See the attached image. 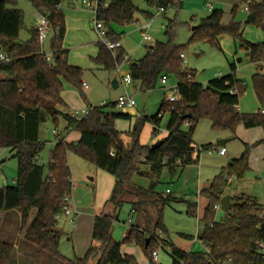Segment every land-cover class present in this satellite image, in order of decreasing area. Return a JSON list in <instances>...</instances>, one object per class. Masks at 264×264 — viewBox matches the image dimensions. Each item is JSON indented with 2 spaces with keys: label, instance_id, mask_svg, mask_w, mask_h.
I'll return each mask as SVG.
<instances>
[{
  "label": "trees",
  "instance_id": "16d2710c",
  "mask_svg": "<svg viewBox=\"0 0 264 264\" xmlns=\"http://www.w3.org/2000/svg\"><path fill=\"white\" fill-rule=\"evenodd\" d=\"M29 1L51 22L52 59L48 60L43 52L36 28L31 29L28 40H20L24 12L16 7L18 0H0V52L9 58L7 62H0V74L7 75L0 77V148L10 149L18 160L16 183L0 190V230L15 211L20 215L24 242L33 245L36 252L46 251L66 264H138L132 255L123 254L121 250L123 244L134 242L143 248L151 264H155L153 252L160 247L157 230H164L163 211L167 204L178 199L168 193H155L152 183L151 188L147 189L153 197L151 200L132 202V210H142L144 214L147 211L145 205L152 204L155 207L157 217L152 230L150 227L142 230L132 224L125 238L120 241L113 236V226L117 211L124 203L123 195L134 185V176L142 174V165H147L151 173L158 176L165 166L175 171L176 166L185 167L196 163L193 156L197 150L192 138L203 119L211 120L214 130H228L233 134L240 125L264 129V72L252 75L253 87L261 106L259 111L245 113L237 108L245 84L235 73L209 81L208 84L222 93L219 100L217 92L196 80L194 70L184 67L181 54L185 52L186 46L175 42L178 23L169 19L166 28L169 40L157 42L142 59L130 61L129 72L133 81L141 83L143 91L155 88L163 77L169 79L175 76L180 99L178 102H169L165 97L157 114L137 117L135 127L130 132L131 141L126 143L122 137L123 132L115 123L117 119L130 120L132 116L119 113L115 104L110 110L92 108L83 118L73 117L59 108L65 106L62 97L64 81L77 86L81 94H84L83 69L69 64V49L63 46L66 21L61 4L66 0ZM98 1L96 18L104 24L106 37L112 41L120 39L113 24L134 21L138 11L152 16L149 11L138 8L133 0ZM105 2H108V6L104 5ZM244 2L248 8L246 23L256 25L264 32V1ZM146 3L166 11L169 8H180L183 0H146ZM236 9L233 8L234 15ZM222 18V9H213L209 16L193 28L190 40L209 42L221 49V37L229 34L235 41H239L241 48L246 49L252 63L264 61V42L247 41L242 33L241 22L233 18L226 25L222 23ZM98 47V55L93 60L109 72L117 71L126 63V51L122 47L115 54L103 42H99ZM231 69L236 70L235 63H231ZM232 89L237 92L231 93ZM167 111L169 119L165 129L168 134L162 138V143L155 148L142 144L140 137L144 125L151 123L152 134L158 135ZM49 118L56 128L59 119L63 118L66 128L78 130L81 137L71 143L60 139L50 150L48 165L45 166L37 160L45 150V143L40 140V128ZM263 142L264 139L252 145L246 144L242 157L231 160L226 172H221L208 187L201 190L207 203L201 216L204 226L197 237L207 250L187 251L169 239H161L170 250L171 264H224L228 261L231 264L264 263L258 249V242L264 240V207L252 197L233 196L231 210L221 222L215 221L217 210L214 208L226 195L229 178L241 179L250 170L251 152ZM207 147L201 146L202 149ZM69 152H74L115 177L111 197L103 206L104 212L95 217L92 238L98 245L91 246L83 257L73 259L63 256L59 251L61 233L57 228V215L62 212L65 197L71 194L73 188L72 172L68 164ZM138 189L139 192L147 191L140 186ZM109 206L112 212L106 210ZM197 207V202L188 201V214L197 217ZM147 219L149 221V217ZM184 236L193 239L192 236ZM0 264H18L14 242L0 239Z\"/></svg>",
  "mask_w": 264,
  "mask_h": 264
},
{
  "label": "rangeland",
  "instance_id": "374dc122",
  "mask_svg": "<svg viewBox=\"0 0 264 264\" xmlns=\"http://www.w3.org/2000/svg\"><path fill=\"white\" fill-rule=\"evenodd\" d=\"M133 2L141 10L149 11L152 16H146L141 11H138L134 21L128 24H113L114 30L122 39L126 40L125 47L132 60H138L143 57L148 45H151L150 42L144 41L140 25L151 22L147 35L152 37L156 44L157 42H167L169 40L170 37L166 33V28L168 20L173 19L178 23L175 42L186 46L184 52L186 64L183 62V65L196 72V80L207 86L209 80L232 73L231 63H235L237 64V77L242 83L245 82L244 92L237 108L245 113L257 112L258 108H261L253 87L252 75L262 70L260 66L249 61L247 51L245 48L240 47L239 41H235L231 35L225 34L221 37V49H218L209 42H192L190 40L193 34V27L199 25L203 18L211 14L209 3L213 4L214 9H222L223 21L226 24H229L233 18L241 22L242 26L245 27L243 36L247 41L257 43L264 40V32L259 27L246 23L245 19L248 12L246 11L244 0H183L180 8H169L166 11L148 6L146 0H133ZM16 7L24 12V27L20 32V40L26 41L30 38L31 29L34 24L36 25L39 14L29 0H18ZM234 7H237L235 15L233 14ZM61 9L65 17L68 14L69 17L81 20L78 26L73 21L70 22L64 45L70 50L69 61L82 67V80L89 87L85 88L82 85L84 94H81L77 86L64 81L63 100L65 99V106H60L59 108L71 112L79 111L80 118H83L85 116V114H82L83 111L95 107L110 110L114 103L117 102L119 96L128 94L136 101L134 108L126 107L123 109L124 112L135 115L132 120V128L135 127V119L137 117L157 114L163 99L167 98L171 88L177 85V78L171 76L165 85L159 81L157 86L149 91H143L139 81H133L131 84H127L126 87L122 83L117 88L112 87L111 82L116 74L99 67L93 60L97 53V42L102 40L103 36H99L95 28L94 24L97 20L92 7L84 4L82 0H78L75 6H69L67 1H64L61 4ZM52 36L51 29L48 38L41 43L43 52L46 54H51L50 42ZM239 59L242 60L239 61ZM117 71L118 76H116L121 81L122 76L129 72V63H124ZM0 77L4 78L7 75L0 74ZM88 101H90V104H88ZM103 103L106 106H103ZM168 119L169 112L167 111L162 119L161 131L165 130ZM63 123V118H60L58 125L60 130L63 128ZM115 124L117 128L124 131V137L128 136V134L130 135V133H127L129 130L128 120L120 118L116 120ZM149 124L146 123L144 125L140 137V141L145 142L144 144L147 145H151L158 140L157 138H160L159 134L154 135L151 133L152 127ZM54 127L55 125L50 118L42 123L40 140L45 143V150L37 160L41 165H48L49 152L55 145ZM228 133V130H214L212 121L203 119L199 122L192 138L194 147L197 149L196 153H200L197 163H192L185 167L176 166L175 171L165 166L158 176L153 175L147 165H142L140 169L142 174L134 176V185L130 186L128 192L122 197L124 203L120 210L117 211L116 215L118 218L114 220L113 236L115 239L123 240L132 224L136 225L139 223L141 227H150L152 230L153 227L148 226L149 223L146 222L145 226V217H148L147 211L145 214L142 210L132 212V202L139 199L151 200L153 197L147 189H150L153 183V191L155 193L166 195V190L169 189L171 192L170 196L178 199L171 201L165 206L163 211L164 230L161 231L162 238L169 239L183 250L205 251L206 246L197 237L204 226L201 216L207 203V200L201 194V190L208 187L221 172H226L229 162L240 156L239 152L243 147L240 142L231 140L225 144L228 150L227 154H220L218 148L221 147V144H218L219 138L217 136ZM49 140L51 142H48ZM202 145H208V147L202 149ZM68 162L73 178L72 202H70L72 214L70 216L67 215L69 217L63 215L57 228H59L58 230L61 233L59 251L63 256L73 259L77 255H81L80 248L86 242V227L93 220L92 217L95 216L94 214H101L105 201L111 197L114 188L111 189V180L113 181L114 179L115 181V177L74 152H69ZM17 176L18 160L14 156L13 151L0 148V190L6 185L15 184ZM91 178L94 179L92 180ZM233 182L234 184H231V188H240L239 192H244L245 196L254 198L264 207V175H261L259 171H254L253 175L252 170H249L241 180L235 178ZM138 186L147 191L139 192ZM153 195L155 196V194ZM105 198L107 199L103 201ZM188 201L198 202L197 217L188 214ZM152 207V204L144 206L149 211L154 209ZM108 212H112L111 207H109ZM81 216L83 221L79 223L78 217ZM154 218L155 214L153 211L150 219L153 220ZM72 219L75 220V224L71 222ZM1 227L0 239L16 241V243L24 241V230L21 228L17 212H12L8 221ZM141 227L140 229L144 230ZM158 233L159 230H157V235ZM184 235L192 236L193 239ZM73 236H76L78 242L73 239ZM69 238L71 239L69 240ZM152 238L154 241L156 240L154 235ZM122 251L132 255L138 264H151L143 248L135 242L123 244ZM43 255L48 258L50 264H66L46 251ZM171 261L170 250L159 247L155 264H170Z\"/></svg>",
  "mask_w": 264,
  "mask_h": 264
},
{
  "label": "crops",
  "instance_id": "0c3cea01",
  "mask_svg": "<svg viewBox=\"0 0 264 264\" xmlns=\"http://www.w3.org/2000/svg\"><path fill=\"white\" fill-rule=\"evenodd\" d=\"M67 1V3H68V5L69 6H75L76 4H77V2H78V0H66ZM83 1V0H82ZM259 3H262L264 0H257ZM84 3V2H83ZM233 3H235V2H233ZM209 4H211L212 6H213V4L212 3H209ZM209 4H208V6H209ZM233 5V4H232ZM213 9H214V7H213ZM246 11L248 12V9H246ZM212 12V11H211ZM95 13V12H94ZM247 17H248V15H247ZM95 18H96V14H95ZM245 20H247V18L245 19ZM65 21H66V34H67V29H69V26H70V22L71 21H73V23L75 24V25H79L80 23H81V20L79 19V18H72V17H69L68 16V14L66 15V17H65ZM222 23L223 24H226L224 21H223V18H222ZM230 23V22H229ZM228 24V23H227ZM226 24V25H227ZM34 28H36V25L34 24ZM247 28V27H246ZM245 27H242V33L243 34H245ZM142 31V30H141ZM148 31V30H147ZM98 32V31H97ZM98 34H99V36L101 35L99 32H98ZM143 34V33H142ZM65 37H66V35H65ZM120 43H121V47L126 51V58H127V61L126 62H128L129 64H130V61H136V60H132V58H131V56L127 53V50H126V47H125V43H126V40L125 39H122L121 38V36H120ZM144 41L145 42H150V41H148V40H145L144 39ZM99 42H102V40H99L98 42H97V53L95 54V56L94 57H96L97 55H98V52H99V47H98V43ZM261 42H264V40H262ZM64 43H65V38H64V41H63V46L65 47V48H67V46H65L64 45ZM68 49V48H67ZM149 49H150V45H148V48H147V50H146V53L143 55V57L147 54V52L149 51ZM69 54H70V50H69ZM93 57V58H94ZM143 57H141V58H139L138 60H140V59H142ZM247 57H248V59H249V55L247 54ZM242 59H239V61H241ZM250 61V60H249ZM68 62H69V64L70 65H73V66H77V67H81V66H79V65H75V64H73V63H71V61H69V56H68ZM253 64H256V65H258V66H260L261 67V70L262 71H264V61H261V62H254ZM99 67H101V68H104V66L103 65H99V64H97ZM122 67V66H121ZM120 67V68H121ZM82 68V67H81ZM236 70H237V64H236ZM236 70L235 71H232V73H235V75H236ZM113 74H116L117 76H118V71H115V72H112ZM231 74V73H230ZM115 75V76H116ZM227 75H229V74H227ZM123 77V76H122ZM236 77H237V75H236ZM238 78V77H237ZM118 79H119V77H118ZM239 79V78H238ZM212 80V79H211ZM211 80H209V81H211ZM209 81L207 82V84L209 83ZM84 83H86V82H84ZM87 84V83H86ZM121 84V81L119 80V83H118V86ZM244 84H245V82H244ZM88 85V84H87ZM112 85V84H111ZM117 86V87H118ZM64 90H63V92H62V97L64 98ZM65 100V99H64ZM88 104H90V101H88ZM115 104V103H114ZM104 106H106V104H104ZM134 108V107H133ZM62 111H64V112H67V113H69V114H71V113H73V112H71V111H68V110H66V109H61ZM123 110V109H122ZM260 110V108H258V110L257 111H259ZM239 111H241V110H239ZM242 112V111H241ZM123 113H126V114H130V113H127V112H124V110H123ZM131 116H132V119H130V120H128V123H129V125H128V127H129V130H128V132L127 133H130L131 131H132V120H133V118L135 117V115H132V114H130ZM164 117V116H163ZM127 120V119H126ZM149 124V123H148ZM151 127H152V129H153V125H151V124H149ZM42 126V125H41ZM119 129V128H118ZM40 130H41V128H40ZM120 131H122V132H124L122 129H119ZM53 133H54V135H55V137H56V142H55V145L58 143V141L60 140V139H63L65 142H68V143H71V142H75V141H78L79 139H80V137H81V134H80V132L78 131V130H74V129H67L66 128V122L64 121V123H63V128H62V130H60L58 127L56 128V127H54L53 128ZM151 133H152V131H151ZM167 134H168V131L165 129V130H163V131H160V133H159V135H160V138H157L158 140H160V139H162V138H164L165 136H167ZM122 137H123V139L125 140V142L126 143H129L130 141H131V136L128 134V136H125L124 137V134L122 135ZM217 138H219L218 139V141H220L221 139H229V141H231V140H234V141H238V142H240V144L243 146L241 149H240V156L237 158V159H235V160H239L241 157H242V154L244 153V151H245V149H244V146H245V148H246V144H250V145H252V144H254V143H256L257 141H259V140H262V139H264V129L263 128H261V127H255V128H245V127H243V126H238L237 127V129H236V132L233 134L232 132H230L229 131V133L228 134H226V135H219V136H217ZM157 140V141H158ZM228 141V142H229ZM48 142H51V140H49ZM156 142V141H155ZM145 142H142V144H144ZM154 143V142H153ZM54 144V143H53ZM54 145V146H55ZM203 146V145H202ZM221 146H225L226 147V145H221ZM197 152V151H196ZM194 153V156H193V159H196L197 160V162L199 161V158H200V153ZM227 152H228V150H227V148H226V154H227ZM197 154V155H196ZM225 154V155H226ZM196 162V163H197ZM69 163V162H68ZM250 170H252V174L254 175V171H259V173L261 174V175H264V142L263 143H261V144H259V145H257V146H255L254 148H253V150H252V152H251V155H250ZM92 180L94 179V178H91ZM234 179H235V177H231L229 180H228V184H227V186H226V194H229L230 196H231V201H232V197L233 196H238V195H244L245 193L244 192H239V190H240V188H238V189H235V188H231V184L233 185L234 184ZM242 179V178H241ZM241 179H239V180H241ZM111 182H112V185H111V189L114 187V185H115V181H114V179H113V181L111 180ZM109 191V190H108ZM243 191V190H242ZM168 194H171V192L170 193H168ZM72 195V192H71V194H70V196ZM107 198H105L103 201H105ZM70 202H72V197H71V201ZM105 203H106V201H105ZM105 203H104V205H105ZM198 203V202H197ZM103 205V206H104ZM206 205V204H205ZM110 207V206H109ZM109 207H107V211H109ZM153 208V207H152ZM102 209H103V207H102ZM147 211H148V217H149V221H148V219H147V217H145V226H146V222L147 223H149L148 224V226L150 225V226H152L153 227V225H154V223H155V220H156V217H157V213H156V209H155V207H154V209H152V211H149V209H146ZM138 211V210H137ZM153 211H154V214H155V218L153 219V220H151L150 218H151V216H152V214H153ZM102 212H104V209H103V211ZM101 212V213H102ZM17 214H18V217H20V215H19V213L17 212ZM71 214H72V212H71ZM71 214H69V216L71 215ZM95 216L94 217H92L93 218V220H91L90 221V224H88V226L86 227V230H87V236H86V242H85V244L80 248V254L81 255H77L76 257H83V255L87 252V250L91 247V246H96V245H98V242H96V241H94L93 240V238H92V232H93V226H94V221H95V217L98 215V214H94ZM66 217H69V216H67V215H65ZM93 216V215H92ZM62 218V217H61ZM61 218H59L58 219V224H59V220H61ZM118 218V217H117ZM20 219V218H19ZM83 221V217L81 216V217H78V222L80 223V222H82ZM71 222L73 223V224H75V220L74 219H72L71 220ZM138 227H141L140 226V224L138 223V224H136ZM59 226V225H58ZM57 226V227H58ZM141 228H146V227H141ZM59 229V228H58ZM129 231V230H128ZM74 233H75V231H74ZM128 233V232H127ZM71 238H69V240H70ZM73 239H76V242H78V240H77V238H76V236H73ZM18 242V241H17ZM14 244H15V249H16V259H17V262H18V264H50L49 262H48V258L45 256V255H43V253H38V252H36V250H35V248L33 247V245L31 246V244H28V243H26V242H24V241H22V242H18V243H16V241L14 242ZM121 250H122V248H121ZM82 251V252H81ZM86 251V252H85ZM85 252V253H84ZM82 253H84V254H82ZM122 253L123 254H127V253H124L123 251H122ZM172 262V261H171ZM171 264V263H170Z\"/></svg>",
  "mask_w": 264,
  "mask_h": 264
},
{
  "label": "built area",
  "instance_id": "2783aa9c",
  "mask_svg": "<svg viewBox=\"0 0 264 264\" xmlns=\"http://www.w3.org/2000/svg\"><path fill=\"white\" fill-rule=\"evenodd\" d=\"M83 2L87 6L92 7V9L95 12V14H97V9H98V6H99V1L98 0H83ZM104 5L108 6V2H105ZM209 8H210L211 11L213 10V6L211 4H209ZM245 8L248 9L247 6H245ZM160 10H163V9H160ZM38 14H39V16H38L37 23H36V31H37V38H38L39 42L42 43L45 39L48 38L52 27H51L50 20L46 16L41 14L39 11H38ZM96 20H97V18H96ZM94 25H95L96 30L103 36L102 42L107 46V48L113 54H115L117 49L119 47H121L120 40H117V41L109 40L106 37V32L107 31H106V29L104 27V24L101 21L97 20ZM150 26H151V22L150 23H145V24L140 25V29L143 32L144 39L150 41V43H151L150 48H152V47L155 46L154 45L155 43H154L152 37L147 35V30L150 28ZM46 56H47L48 60L52 59V55L51 54H46ZM181 58L183 59L184 64H186V55H185V53L181 54ZM7 61H9V58L3 52H0V62H7ZM119 68L117 70H119ZM132 82H133V79H132V76H131L130 72H128L126 75H124L122 77L121 83L125 87H126L127 84H131ZM161 82H162L163 85L167 84L168 83V78L167 77H163ZM83 86L85 88L89 87L84 82H83ZM230 92L231 93H236L237 90L236 89H232ZM179 99H180V95L178 93V89H177V85H176V86L171 88V91H170V93H169V95L167 97V100L169 102H178ZM103 105H104V103H103ZM135 105H136L135 99L132 96L128 95V94L119 96L117 102L115 103V106L118 109H124L126 107H134ZM88 112H89V110L83 111L82 114H87ZM71 115L73 117L80 118L79 111L73 112V113H71ZM218 152L220 154H222V155H225L226 154V147L225 146H221L220 148H218ZM113 154L114 153H112V155ZM166 193H170L169 189L166 190ZM70 201H71V196L69 194V195H67L65 197V205L63 207L62 212L57 215V219L61 218L63 215L71 214L72 210L70 209ZM220 207H221L220 204H216L214 206V208L217 210V212L219 211ZM132 212H135V211L132 210ZM161 239H162V233H161V231H159L158 240H159L160 247L168 248V246L164 242H162ZM258 249L262 253L263 260H264V240L258 242ZM206 250H207V248H206ZM153 258H154V260H156L158 258V249L153 252ZM213 264H219V263L218 262H214ZM224 264H231V262L228 261V262H226Z\"/></svg>",
  "mask_w": 264,
  "mask_h": 264
},
{
  "label": "water",
  "instance_id": "95a60500",
  "mask_svg": "<svg viewBox=\"0 0 264 264\" xmlns=\"http://www.w3.org/2000/svg\"><path fill=\"white\" fill-rule=\"evenodd\" d=\"M193 28H195V27H193ZM118 83H119V79L117 76H115L111 82L112 87L117 88ZM206 88H208L214 92H217L219 95V100H221L222 93L220 91L215 90L210 84H208L206 86ZM118 112L123 113V110L118 109ZM228 141H229V139H221L220 141H218V144L225 145ZM161 143H162V139L152 143L151 147L155 148V147L159 146ZM220 205H221V207H220L219 211L216 213V217H215L216 222H221L223 217L230 212L231 206H232L231 196L229 194L224 195L220 200ZM148 243H149V239L146 241V245Z\"/></svg>",
  "mask_w": 264,
  "mask_h": 264
}]
</instances>
